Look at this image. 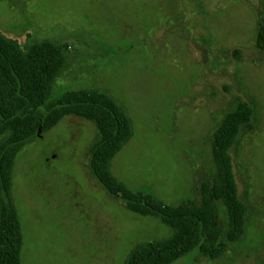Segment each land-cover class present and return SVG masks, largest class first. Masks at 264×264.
I'll return each mask as SVG.
<instances>
[{
  "label": "rangeland",
  "instance_id": "rangeland-1",
  "mask_svg": "<svg viewBox=\"0 0 264 264\" xmlns=\"http://www.w3.org/2000/svg\"><path fill=\"white\" fill-rule=\"evenodd\" d=\"M262 26L264 0H0L7 37L25 49L63 47L67 65L51 97L97 89L130 115L134 135L112 168L134 190L171 205L199 203L202 181L216 177L215 129L235 99L252 107L229 151L248 209L242 231L219 258L195 249L172 264H264ZM97 136L92 121L71 115L20 148L11 199L23 229L21 264H123L137 243L170 233L94 178ZM216 204L226 240L227 211Z\"/></svg>",
  "mask_w": 264,
  "mask_h": 264
},
{
  "label": "trees",
  "instance_id": "trees-1",
  "mask_svg": "<svg viewBox=\"0 0 264 264\" xmlns=\"http://www.w3.org/2000/svg\"><path fill=\"white\" fill-rule=\"evenodd\" d=\"M257 46L264 48V26L259 29ZM66 65L60 44L42 41L25 49L0 31V264H21L23 229L11 199L16 156L27 141L71 115L96 126L98 136L89 150L94 178L130 211L158 218L170 228L162 238L137 243L123 264H172L195 249L210 259L219 258L227 242L239 236L248 215L237 196L229 151L252 118V107L235 99L215 129L212 157L216 177L202 181L199 203L183 199L171 205L151 193L132 189L114 173V158L134 135L133 121L121 105L105 92L91 88L51 97L55 80ZM216 201L227 211L226 240L222 239Z\"/></svg>",
  "mask_w": 264,
  "mask_h": 264
},
{
  "label": "water",
  "instance_id": "water-1",
  "mask_svg": "<svg viewBox=\"0 0 264 264\" xmlns=\"http://www.w3.org/2000/svg\"><path fill=\"white\" fill-rule=\"evenodd\" d=\"M39 132H40V129H39ZM39 132H38V134H39Z\"/></svg>",
  "mask_w": 264,
  "mask_h": 264
}]
</instances>
